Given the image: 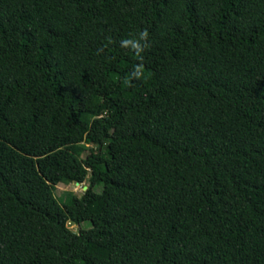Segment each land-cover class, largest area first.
Masks as SVG:
<instances>
[{
  "label": "trees",
  "instance_id": "obj_1",
  "mask_svg": "<svg viewBox=\"0 0 264 264\" xmlns=\"http://www.w3.org/2000/svg\"><path fill=\"white\" fill-rule=\"evenodd\" d=\"M0 264H264V0H0Z\"/></svg>",
  "mask_w": 264,
  "mask_h": 264
},
{
  "label": "clouds",
  "instance_id": "obj_2",
  "mask_svg": "<svg viewBox=\"0 0 264 264\" xmlns=\"http://www.w3.org/2000/svg\"><path fill=\"white\" fill-rule=\"evenodd\" d=\"M149 32L147 29L141 30L137 33L136 36L131 38H124L120 40V47L124 49H129L135 53L137 57L140 58L139 63H137L130 73V79L125 78V82L128 86H132L131 80H140L144 78V64H143V53L150 47L149 43ZM108 43H113V41L109 38ZM104 49L101 47L97 50V54H101Z\"/></svg>",
  "mask_w": 264,
  "mask_h": 264
},
{
  "label": "rangeland",
  "instance_id": "obj_3",
  "mask_svg": "<svg viewBox=\"0 0 264 264\" xmlns=\"http://www.w3.org/2000/svg\"><path fill=\"white\" fill-rule=\"evenodd\" d=\"M88 183H89V180L84 185H75V184H73V185L67 186V185L62 184V185L58 186V188H57V195L59 197H62L67 192H74L77 195H81L85 191L88 190ZM99 191H100V189H99ZM70 227L75 232H79L81 230V227L76 226L74 224H71ZM89 227H90V225L88 223L83 225V228H85V229H87Z\"/></svg>",
  "mask_w": 264,
  "mask_h": 264
},
{
  "label": "water",
  "instance_id": "obj_4",
  "mask_svg": "<svg viewBox=\"0 0 264 264\" xmlns=\"http://www.w3.org/2000/svg\"><path fill=\"white\" fill-rule=\"evenodd\" d=\"M79 185V184H78Z\"/></svg>",
  "mask_w": 264,
  "mask_h": 264
}]
</instances>
